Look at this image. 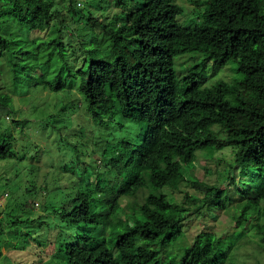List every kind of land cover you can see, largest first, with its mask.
<instances>
[{"label":"trees","instance_id":"trees-1","mask_svg":"<svg viewBox=\"0 0 264 264\" xmlns=\"http://www.w3.org/2000/svg\"><path fill=\"white\" fill-rule=\"evenodd\" d=\"M114 1L117 7H125L129 0ZM139 1L141 7L134 13L123 19L113 17L114 29L103 26L115 59L96 57L86 69H79L76 85L98 124L119 117L130 127L140 126L137 143L125 150L135 159L133 175L116 189L109 184L114 190L106 198L100 197L98 184L95 189L78 191L72 207L60 214L68 225L82 223L94 229L103 213L122 214L127 231L115 240L114 252L100 236L102 229L96 236H77V242L63 250L65 264H219L215 256L220 237L209 230L199 232L178 260L163 261L159 256L183 237L188 217L203 209L226 208L224 185L233 186L246 203L240 211L244 221L250 216L247 211L257 208L264 198V114L258 116L247 99L251 95L264 101V0H213L205 3L199 22L191 27L176 21L180 8L174 0ZM55 3L61 4L60 0H0V23L10 17L29 31L43 30L55 15ZM76 4L71 2L69 11L79 9ZM10 38L0 33V50H10ZM55 46L64 49L62 43ZM62 53L59 63L52 65L50 54L40 69L62 65ZM186 53L202 54L204 62L216 69L232 64L241 80L204 87L196 73L177 78L174 60ZM62 69L43 89H63ZM11 112L10 97L1 94L0 114ZM12 139L0 133V161L9 155ZM225 148L232 151L233 162L216 172L213 184L191 181L199 195L185 194L178 204L164 192L180 191V185L187 183V171L198 153L212 155ZM172 152L179 156L176 161L170 157ZM117 161L112 158L109 164ZM236 171L241 185L233 177ZM141 190L147 194L135 208L130 207L133 211L120 207L121 198L136 197Z\"/></svg>","mask_w":264,"mask_h":264},{"label":"rangeland","instance_id":"rangeland-1","mask_svg":"<svg viewBox=\"0 0 264 264\" xmlns=\"http://www.w3.org/2000/svg\"><path fill=\"white\" fill-rule=\"evenodd\" d=\"M212 1L174 0L180 8L176 21L183 27L193 26L199 22L205 3ZM60 2L55 3V15L43 30L29 31L12 22L10 17L0 23V33L12 36L10 50H0V95L9 96L12 107L11 113L0 114V133L13 138L9 155L0 161V264H65L66 245L76 243L77 236L82 234L96 236L101 229L100 236L114 252L115 240L127 231L122 214L114 217L103 213L95 229L82 223L68 225L60 214L72 207L71 200L78 191L95 189L98 184L100 197L106 198L133 175L131 168L135 159L126 151L137 143L140 126L130 127L119 117L113 121L106 118L98 124L92 120L76 85L79 69H86L96 57L115 59L111 53L112 40L103 26L114 29L113 17L123 19L138 10L141 3L129 0L125 7H117L114 0ZM71 2L77 3L79 9L69 11ZM59 43L64 49L55 46ZM60 53L62 65L40 69V63L50 54L51 64L59 63ZM203 59L199 53L176 57V77L196 73V78L204 81V87L217 81L241 80V75L232 70V64L216 69ZM61 68L63 89L59 92L43 89L45 83L56 79ZM247 99L258 116L264 114V101L251 95ZM170 157L175 161L179 158L175 152ZM112 158L118 159L114 165L109 164ZM232 162L229 148L215 150L212 155L198 153L194 165L187 171V183L180 185V191L165 189L164 192L181 204L185 194L199 195L190 185L191 181L213 184L216 172ZM238 174L236 171L233 177L241 185ZM224 186L228 196L226 208L203 209L188 217L182 228L183 237L167 246L160 259L176 257L178 260L182 249L199 232L209 230L220 237L215 256L219 264H264V198L259 200L257 208L247 211L250 216L244 221L240 211L246 203L233 186ZM146 194L141 190L136 197L121 198L120 207L131 212L130 207L140 204Z\"/></svg>","mask_w":264,"mask_h":264}]
</instances>
